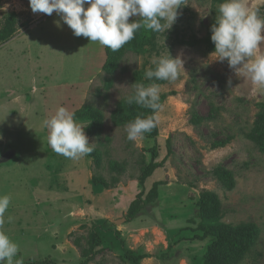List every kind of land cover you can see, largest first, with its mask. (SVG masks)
<instances>
[{"label": "rangeland", "instance_id": "374dc122", "mask_svg": "<svg viewBox=\"0 0 264 264\" xmlns=\"http://www.w3.org/2000/svg\"><path fill=\"white\" fill-rule=\"evenodd\" d=\"M243 2L264 19V0ZM218 6L182 0L171 28L138 50L133 40L125 44L110 74L106 47L74 36L55 12L0 0V195L10 198L0 230L19 247L13 263L208 264L215 240L200 239L196 203L209 191L220 200L221 223L254 226L249 252L231 264H264V91L211 55ZM258 51L264 54V42ZM168 54L183 61L177 79H146ZM152 83L160 86L159 110L127 103L133 84ZM59 107L74 114L91 153L71 159L51 149L43 122ZM90 109L101 114L99 132L80 117ZM117 112L154 116L157 136L128 140L126 126L111 121ZM153 146L162 166L142 185ZM222 171L232 174V189ZM154 183H161L156 199L126 222L137 194L144 198Z\"/></svg>", "mask_w": 264, "mask_h": 264}, {"label": "clouds", "instance_id": "9594fccd", "mask_svg": "<svg viewBox=\"0 0 264 264\" xmlns=\"http://www.w3.org/2000/svg\"><path fill=\"white\" fill-rule=\"evenodd\" d=\"M28 3L33 13L52 15L55 12L74 36L117 51L132 41L142 27L156 33L170 29L179 16L182 0H28ZM217 12L210 28V40L214 44L211 55L220 61L227 60L230 68L244 73L258 91H264V54L258 51L264 42L261 35L264 19L250 11L243 0H224ZM130 17L139 19L129 22ZM153 63L155 69L149 68L144 73L148 80H175L183 68V61L169 54ZM132 86L135 93L128 97L129 105L136 103L154 112L160 109L158 84ZM43 123L48 130V144L55 153L76 159L93 151L83 128L75 123L74 114L64 107H59ZM155 126L154 116H138L126 125L127 138L131 141L142 139L143 134L151 132ZM9 203V196L0 195V226L4 224ZM18 251V245L0 230V264H13ZM15 264H23V261L16 260Z\"/></svg>", "mask_w": 264, "mask_h": 264}, {"label": "trees", "instance_id": "16d2710c", "mask_svg": "<svg viewBox=\"0 0 264 264\" xmlns=\"http://www.w3.org/2000/svg\"><path fill=\"white\" fill-rule=\"evenodd\" d=\"M218 3H223L224 0H214ZM218 9V7H217ZM156 35V32L151 30H146L141 28L135 34L133 39V44L137 45L142 43L149 44L152 42ZM211 36V34H210ZM125 45L117 51H112L109 48H106V62L103 65V69L107 73H114L117 68L120 60L122 59L125 53ZM138 50V47H137ZM259 107L264 110V104H259ZM86 118L90 122L88 127L91 130L96 132L101 131L102 119L101 114L98 110H88L86 115L80 116ZM138 116H132L127 113H113L111 115V121L116 127L126 126L128 123L132 122ZM142 118V117H141ZM195 122L199 120H194ZM143 135L147 137L157 136L156 126L151 130V132H146ZM259 143L264 148V128L260 133ZM169 144V143H168ZM224 143L214 144L215 147L223 146ZM167 152L170 154L169 145L167 147ZM151 160L147 166L142 170L141 174V184L147 178L151 177L154 171L162 166V162H156L157 150L153 146L150 150ZM222 183L226 186L227 189H232L234 187V179L232 174L228 171H222L218 174ZM100 184H103L100 182ZM161 183H154L149 193L143 198V191H141L136 196V200L131 204L130 209L128 210L126 216V222L133 221L138 214L145 209L146 206L150 205L157 197V186ZM198 209L197 217L200 219L199 222V231H201L200 239H205L207 237H212L215 241L212 243L206 253L205 261L208 264H231L238 261L241 257L247 254L252 247L254 239V226L253 225H242L239 227H232L230 225H225L221 223L223 216L221 203L216 194L209 191H203L200 193L198 202L196 203ZM128 258L136 261V257L131 256L130 252H126ZM15 264V263H13ZM25 264H54L53 262L43 261V262H34V263H25Z\"/></svg>", "mask_w": 264, "mask_h": 264}, {"label": "water", "instance_id": "95a60500", "mask_svg": "<svg viewBox=\"0 0 264 264\" xmlns=\"http://www.w3.org/2000/svg\"><path fill=\"white\" fill-rule=\"evenodd\" d=\"M121 221H125V219H122Z\"/></svg>", "mask_w": 264, "mask_h": 264}]
</instances>
